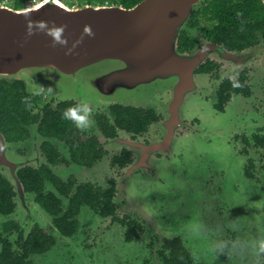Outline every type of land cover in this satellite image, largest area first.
Masks as SVG:
<instances>
[{"label":"flooded vegetation","instance_id":"1","mask_svg":"<svg viewBox=\"0 0 264 264\" xmlns=\"http://www.w3.org/2000/svg\"><path fill=\"white\" fill-rule=\"evenodd\" d=\"M225 3L232 5L234 0H225ZM208 13L209 15L204 17L203 10L199 9L196 12L195 21H192V24L186 23L178 40V51L185 54L198 50L202 45L208 47L206 55L193 69L192 90L188 98L181 103L180 117L183 121L181 127H176L172 131L164 127L167 117L162 104L170 100L172 91L167 86L161 85L154 87L150 99L143 102L131 98L127 102L120 100L111 103H97L103 107V110L96 108L92 111L93 108L90 107L91 126L81 130L75 124L73 132L64 139H48L39 132V135H35L36 123H25L30 133L26 138L17 140L6 136L0 128L7 142V148L12 150L8 152L7 157L11 159L9 164L16 173L21 169H27L36 175L37 170L45 165L49 172H55L60 176L55 170L60 166L68 173L66 177L60 176L65 184L72 183L71 188L87 186L92 189L103 187L105 190H114V201L120 211L123 210V215L129 214L137 218V214L127 212L122 207L128 193L126 188L133 186V190H138L141 185L146 184L148 179L160 180L161 174L166 172L176 156H181L185 150L188 151L191 142L196 139L201 140L200 144L203 146L211 148L205 151L208 157L214 155L216 146L223 143L221 145L228 152L226 159L229 162L225 160L226 168L229 169L230 164H236L238 168L242 165L239 173L243 175L244 184L252 185L254 188L255 186L264 188L256 176L262 170L264 173V21L262 23L238 22L237 26L240 28L235 25L232 27L231 24L226 25V23H222L223 26H221L219 19L210 14L212 13L211 8ZM223 17L228 19V11H225ZM243 23L245 27L242 26ZM214 34H219L221 37L216 39ZM182 36L183 39H180ZM25 85L29 92L30 111L33 114L39 112L47 103L55 105L61 101L53 95L49 101L36 110L34 103H38L41 95L29 91L27 84ZM74 100H76L77 107L84 105L80 100ZM114 103L146 108L153 111L157 119L143 131L116 130L117 134L112 136L110 132L113 128H110L108 121H114L111 114V107ZM167 134L172 135L171 141L162 143ZM32 138L34 149L30 151L24 143L32 141ZM132 140L143 141L151 146L154 143L161 144V147L152 148L151 154L148 152L150 156L146 161L147 166L141 165L136 169H130L139 157V151L128 144V141ZM45 141H50L54 149L58 150L62 162H55L48 156L49 154L43 149ZM83 146L87 151L81 150ZM101 149H103V156L97 158V153ZM101 163L104 167L97 169ZM226 172L225 169L220 170V173L227 177ZM47 173H45L44 185L38 189L36 185H32V188H25L19 178L21 194L18 183L12 178L9 169L5 165H0V175L11 182L14 190L13 211L8 214L0 213V251L3 249V244L9 243L8 250L11 253L21 254L25 250L22 242L26 240L29 233L37 232L38 229L48 236L55 237L56 240L60 236L67 238L68 242L80 232L78 229V232L69 235L59 231L56 220L67 213L69 197L59 193L55 184L47 177ZM98 177H100L99 181ZM254 178L259 182H254ZM131 179L133 185L129 183ZM142 181L144 182L141 183ZM214 183L215 181L212 183L213 186ZM216 191L218 193V190ZM17 214L25 215L24 223L17 217ZM212 214L214 219L218 220L214 211ZM155 234L152 233L149 237L152 243L159 239ZM235 234L241 238L237 232ZM249 234L253 235L251 232ZM250 236L249 238L252 239ZM165 238L166 236H163L164 240ZM147 241L149 242L148 236L146 241L143 240L145 251L142 249L143 251L138 252L146 256L145 260L149 259L151 252L149 249L151 245ZM52 250L53 246L44 255H34L33 264H50V262L47 263L48 255ZM157 252L158 257L164 263L165 260L160 251L157 250ZM84 260L81 261L83 264L102 262L101 260H98L99 263L96 260ZM246 260L247 258H244V261ZM81 262L78 263L81 264ZM51 264L58 263L55 261ZM256 264H264V258L262 257V263L256 262Z\"/></svg>","mask_w":264,"mask_h":264},{"label":"water","instance_id":"2","mask_svg":"<svg viewBox=\"0 0 264 264\" xmlns=\"http://www.w3.org/2000/svg\"><path fill=\"white\" fill-rule=\"evenodd\" d=\"M200 1L141 0L126 7L40 0L24 8L0 2V77L50 87L60 100L102 103L131 98L143 102L154 87L165 85L172 96L162 104L164 127L172 131L182 125L180 105L192 90L194 67L208 50L202 45L189 54L178 51L181 30ZM171 136L167 134L162 143L171 141ZM128 144L140 152L130 169L148 165V152L161 147L137 140ZM11 151L0 132V165L9 169L22 194L7 157ZM127 205L156 228L144 207L128 201Z\"/></svg>","mask_w":264,"mask_h":264},{"label":"rangeland","instance_id":"3","mask_svg":"<svg viewBox=\"0 0 264 264\" xmlns=\"http://www.w3.org/2000/svg\"><path fill=\"white\" fill-rule=\"evenodd\" d=\"M62 1L71 6L88 3V0ZM0 2L15 6L14 0ZM25 82L29 91L41 95L38 103H34L36 110L53 95L58 98L56 92L50 87ZM80 101L93 108L92 111L96 108L103 110V107L97 104H103L102 102L81 99ZM181 124L183 125L182 120ZM34 134L39 135L37 130ZM200 143L201 140L192 141L189 150H185L181 156H176L166 172L161 174L160 180L148 179L143 186L140 184L141 187L138 190H133V186L126 188L128 193L122 205L123 209L137 214L139 220L144 218L142 221L145 222L147 219L143 215L132 210V206L128 208L127 201L133 206L141 205L147 210L156 226L153 228V224L146 222L151 227V234L156 233L155 236L159 238L149 247L151 252L148 260L144 259L146 256L138 253L145 247L143 241H126L124 227L118 221H115L112 216H101L94 209L85 206L78 217L80 232L69 242L67 238L60 236L48 255L47 263L56 261L58 264H80L78 262L89 259L97 262L101 260L99 264H155L158 262L164 264L157 252L159 244L164 240L160 239V234L161 237L182 236L190 242L191 248L197 251L195 252L196 264H245L246 261H248L246 264L262 263V257L257 253L259 242L264 240V188L259 186L254 188L252 185L244 184L243 175L239 173L242 165L238 168L236 164H230L229 169L226 168L225 160L229 162L226 159L228 152L221 145L223 143L217 145L214 155L209 157L205 151L211 148ZM24 145L30 151L34 149L33 138L32 141H26ZM103 167L104 164L101 163L97 169ZM223 169L227 171V177L220 173ZM55 170L61 177L68 175L67 171L60 166ZM256 176L264 185L263 170ZM258 179L254 178L253 181L259 182ZM97 180L99 181L100 177ZM129 183L133 185V180L131 179ZM118 209L119 206L117 214L122 216L123 210L118 211ZM213 211L218 220L214 219ZM19 215L17 214V217L24 223L25 215ZM217 221L224 225L226 230H218ZM238 229L240 230L237 233L241 238L237 239V246L230 248L232 255L236 252L237 254L233 256L234 259L232 258L231 262H228L225 257L222 258V252L219 257L217 256L215 249L220 247L224 250V246L218 244L217 239L231 238ZM250 232L253 233L252 239L249 238ZM147 234V232L144 233L145 241ZM244 258L247 260L244 261Z\"/></svg>","mask_w":264,"mask_h":264},{"label":"trees","instance_id":"4","mask_svg":"<svg viewBox=\"0 0 264 264\" xmlns=\"http://www.w3.org/2000/svg\"><path fill=\"white\" fill-rule=\"evenodd\" d=\"M139 1L141 0H88V3L108 2L131 7ZM14 2L15 8H24L33 4L35 0H14ZM209 7L212 9V13L210 14L219 19L221 26H223L222 23H226V25L231 24L232 27L235 25L236 27L238 22L252 21L262 23L264 21L263 0H234L232 5H227L225 0H201L188 18V24H192V21H195L196 12H198L199 9L203 10L204 17L208 16V12H210ZM225 11H228V19H224L223 17ZM244 25L245 23H243L242 26L245 27ZM237 27L240 28V26ZM220 37L219 34H214V38L219 39ZM180 39H183V36L180 37ZM25 84V80L22 79L6 76L0 77V128L2 132L13 140L24 139L30 133L28 126L24 124L36 123L38 132L48 139H64L71 134L76 123L70 118H65L64 113L70 108L77 107L76 100H61L55 105L47 103L39 112L33 114L30 111L29 92H27ZM111 114L113 115L114 121H108V124L110 128H113L112 132L109 131L112 136L117 134L118 131L116 130H126L129 132L143 131L157 119L153 111H149L143 107L130 106L125 103H114L111 107ZM107 118L109 119V117ZM89 145L91 146V143H89ZM43 149L55 162H62L60 153L57 149H54L50 141L44 142ZM81 150L87 151L84 146ZM91 150H93L92 147ZM101 156H103V149L97 153V158ZM47 172H49V170L43 165V167L37 170L36 175H33L27 169H21L18 171L17 175L25 188H32V185H36L38 189L40 186L44 185L46 181L45 173ZM46 175L55 184L61 195L69 197L67 213L56 220V225L61 233L73 235L78 232L80 227L78 215L81 213L83 207L90 206L101 216H112L115 221H118L124 227L125 239L128 242L145 240V232L148 233L147 235L149 237L152 236L150 226L142 221V219L139 220L129 214L123 216L117 214L118 205L114 201V190H105L103 187L92 189L87 186V188L84 186L71 188L72 183L65 184L64 180L55 172H49ZM11 185L8 179L0 175L1 214H8L14 209V190ZM217 222L218 230H226L224 225L219 221ZM239 230L240 229L235 232H239ZM237 236V234H234L231 238L223 237L217 239L218 244L224 246V250H221L220 247L215 249L216 253H218V257L222 252V258L225 257L228 262L232 261L233 256L235 257L237 252L232 255L230 248L232 246H237ZM55 241V237L48 236L41 229H38L37 232L32 231L29 233L26 240L22 242V246L25 250L19 255H15L8 250L9 243H6V245L3 244V249L0 251V264H33V256L47 253L50 248L54 246ZM149 242L151 245L152 240L149 239ZM158 250L165 260L164 264H196L197 262V255L195 254V252L197 253L196 249L194 251L190 246V242H187L182 236H166ZM259 254L264 258V252H259Z\"/></svg>","mask_w":264,"mask_h":264},{"label":"clouds","instance_id":"5","mask_svg":"<svg viewBox=\"0 0 264 264\" xmlns=\"http://www.w3.org/2000/svg\"><path fill=\"white\" fill-rule=\"evenodd\" d=\"M39 1L40 0H35L34 3ZM55 35L57 39H59V32H56ZM64 116L65 118L72 119L81 130L91 126V109L87 104L66 110ZM259 250L260 252H264V240L259 242Z\"/></svg>","mask_w":264,"mask_h":264}]
</instances>
